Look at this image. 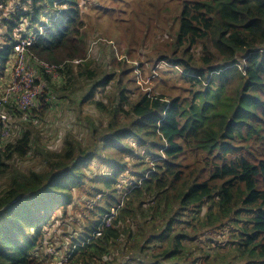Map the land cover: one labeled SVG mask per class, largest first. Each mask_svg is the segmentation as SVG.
<instances>
[{
	"label": "trees",
	"instance_id": "obj_1",
	"mask_svg": "<svg viewBox=\"0 0 264 264\" xmlns=\"http://www.w3.org/2000/svg\"><path fill=\"white\" fill-rule=\"evenodd\" d=\"M29 1L20 5L30 3V9L15 20L6 17L11 36L0 45V81L21 41L13 37L19 19L31 26L53 9L43 29L26 26L22 38H33L25 48L58 66V73H75L71 61L81 59L85 71L79 74L95 80L83 102L108 122L98 126L89 117L90 145L68 138L61 150L44 149L33 145L24 125L0 148V264H45L46 227L86 186L96 199L85 222L78 219L81 231L68 232L73 240L61 258L68 256L69 264H113L120 256L119 264H264V0H181L167 10L168 0L161 8V0L149 1L158 13L144 32L156 23L170 35L151 53L153 65L165 66L155 88L145 91L131 85L132 76L124 83L128 70L114 55L120 71L98 77L80 0ZM165 13L173 14L167 24ZM110 83L113 94L112 87L96 98ZM53 98L52 92L40 97L43 110ZM10 108L12 122L26 118ZM30 154H40V170L21 171L10 162ZM95 160L103 169L89 176L86 167ZM102 194L103 205L96 202Z\"/></svg>",
	"mask_w": 264,
	"mask_h": 264
},
{
	"label": "rangeland",
	"instance_id": "obj_2",
	"mask_svg": "<svg viewBox=\"0 0 264 264\" xmlns=\"http://www.w3.org/2000/svg\"><path fill=\"white\" fill-rule=\"evenodd\" d=\"M25 1L8 0L6 5L0 3V45L4 44L11 36L5 22L15 20L20 14L19 11L23 13L26 9H30V3L23 5V7L20 5ZM149 1L151 0H143L140 5L136 0H80L83 20L86 25L84 30L87 32L89 59L94 61L92 68L98 72V77L106 72L120 71L117 66L112 65L114 55L123 68L128 70L125 77H123L124 83L127 82L129 75L133 77H131L132 79H135V82H131V85L135 84L143 91L155 88V78L160 73L159 68L164 67L165 63L153 65L151 53L159 40L170 35V29L164 26H157L155 23L148 33L144 32V26H147L146 22L154 21L158 13V8L150 6ZM166 1L161 0L160 8ZM180 1L168 0L164 10L177 8V4ZM0 2L2 1L0 0ZM142 5H147L148 8H142ZM135 10L137 13H135ZM53 12V9L48 10V12L42 11L39 21L31 26V23L28 25L30 22L28 18L21 17L19 19L20 24L13 32V37L24 42L22 34L27 30L26 26H30V32L38 31L41 27L43 29V25L48 24ZM172 15L171 13L162 14V22L167 24ZM6 17L9 19L7 20ZM133 21L136 22L135 26ZM134 27L135 34L133 33ZM23 54L24 56L22 57L20 52L13 53L7 74L0 81V95L12 82L14 70L22 59L26 61L29 72L32 74L34 79L33 86L40 88L41 93L35 103L28 109L30 113L27 112L28 110L25 111L26 118L18 119L15 117L12 122L11 117L7 126L9 130L7 136L1 135L0 131V148L4 149L5 143L14 141L20 135L24 125L28 126L33 132V145H41L44 149L61 150L64 140L68 138L76 139L84 146L90 145L95 139L90 131L93 125L90 123L89 117L98 126L107 124L108 117L93 104L83 102L85 95H87L95 80L91 81L88 77H83L79 74L81 71H85V67L79 68L82 60L71 61V63L76 65L75 73H69L67 68H64L62 72L58 73V77L56 66L53 67L51 73H48L42 63H50L40 59L34 53H30L29 50L26 51L25 49ZM62 66H65V64ZM46 76H51L53 80L47 82ZM160 83L162 82L157 80V85ZM112 84L110 83L105 90H98L95 97L100 98L105 94H109L110 89L113 87ZM130 87L134 88V86ZM113 89L114 87L111 89V95L113 94ZM50 92L55 94V98L51 100V107L43 110L44 103L40 102V97ZM2 127L3 124L0 126V130ZM10 162L16 166L15 168L26 172L40 170L41 168L40 154H30L26 159L13 158V161ZM102 169L103 167L98 160L90 162L86 167L89 176L95 175ZM4 185L5 179L0 178V192L4 189ZM88 188L90 186H86L81 193L75 191L74 195L77 201L75 205H69L65 212L59 208L57 209L58 213H53V215L56 213L52 221L55 225L46 227V230H49L48 237L50 238L51 247L49 248V255H44L43 257L45 264L61 263V256L65 255L68 243L73 240L72 235L68 232H72V230L81 231L78 219L83 218V222H85L84 219L88 215L87 206L92 203L93 199H96L94 196L89 195ZM99 191L103 194H108L109 192L104 187L100 188ZM103 194L96 200V202L100 200L102 205L107 202ZM118 242L120 243L121 240ZM55 247L60 248L54 250ZM115 255L112 254L111 258L120 256V252ZM121 259L122 257L120 256L118 260L114 259L112 263L119 264Z\"/></svg>",
	"mask_w": 264,
	"mask_h": 264
},
{
	"label": "built area",
	"instance_id": "obj_3",
	"mask_svg": "<svg viewBox=\"0 0 264 264\" xmlns=\"http://www.w3.org/2000/svg\"><path fill=\"white\" fill-rule=\"evenodd\" d=\"M32 38L33 37L30 36L29 38L24 39V42L20 41L15 47V53L20 52L23 57V51H25L26 49L25 45L30 44ZM26 51L28 50L26 49ZM42 66L48 73H51L53 67L56 65L42 63ZM56 67L58 68V66ZM33 82L34 79L32 78V74L29 72L26 61H24V59L20 60L14 70V77L12 82L3 90L2 94L0 95V123L3 124V127L0 130L1 135L7 136L9 134L7 126L8 121L11 118L10 114L12 108H10V106L15 105L19 110L27 111L33 105V103H35V100L40 95L41 89L36 87L35 85L33 86ZM110 219V217L106 216L105 221L107 225L110 224ZM60 262L61 263L59 264H69L68 256L62 258Z\"/></svg>",
	"mask_w": 264,
	"mask_h": 264
},
{
	"label": "clouds",
	"instance_id": "obj_4",
	"mask_svg": "<svg viewBox=\"0 0 264 264\" xmlns=\"http://www.w3.org/2000/svg\"><path fill=\"white\" fill-rule=\"evenodd\" d=\"M39 34H42L41 32H39Z\"/></svg>",
	"mask_w": 264,
	"mask_h": 264
}]
</instances>
